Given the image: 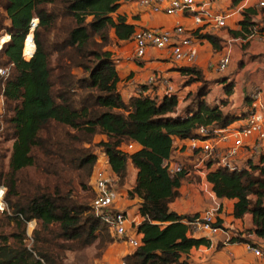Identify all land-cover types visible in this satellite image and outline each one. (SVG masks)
Masks as SVG:
<instances>
[{
  "label": "trees",
  "instance_id": "trees-1",
  "mask_svg": "<svg viewBox=\"0 0 264 264\" xmlns=\"http://www.w3.org/2000/svg\"><path fill=\"white\" fill-rule=\"evenodd\" d=\"M127 1L131 0H0L11 22L6 31L11 40L0 51L8 64L5 68L0 62V68L8 69V74L0 78L5 80V103L13 112L9 122L14 141L10 172L5 178L7 210L2 213L22 234L16 245H0V264H57L64 250L91 245L103 230L109 234L108 225L92 206L95 192L90 184L91 194L79 198L74 194L73 180L66 181V190L56 180L52 191L40 183L25 185L21 177L25 169L38 163L41 150L46 157L43 170L48 175L59 179L65 171H83L78 177L81 183L90 181L99 155L86 145H91L96 135L107 136L99 146L119 177V186L128 181L129 162L137 169L128 195L140 199L138 210L144 219L138 230L143 244L126 254L123 264H186L182 254L209 244L205 237L188 235L189 223L198 214H177L169 209V203L179 196L181 183L190 178L186 165L182 172L170 176L162 162L173 157L174 137H197L201 126L223 128L244 119L252 99L245 97L248 108L240 112L222 110L225 101L208 105L204 96L209 92V81L194 65L180 68L188 77L186 84L199 83L182 108L175 94L158 99L141 93L123 99L116 59L108 46L112 30L118 40H132L137 26L120 11ZM257 8L242 9L239 28L229 29V36L249 41L250 36L262 35L264 18L255 20ZM36 18V51L27 60L23 56L25 40ZM52 33L60 41L50 45L46 35ZM199 37L214 49L221 46V40L212 34ZM53 52L58 54L55 64ZM227 86L230 88V83ZM139 87L142 91L145 86ZM57 128L66 130L59 133ZM129 143H135L136 149L124 152ZM206 180L216 197L236 199L235 218L252 215V232L264 239V154L249 170L219 166L206 174ZM32 220L39 221L41 229L35 231V243L29 249L23 239ZM214 225L222 227L219 219ZM55 238L66 242L56 243ZM105 240L110 242V237L104 236L102 242ZM229 242L248 240L237 235Z\"/></svg>",
  "mask_w": 264,
  "mask_h": 264
},
{
  "label": "crops",
  "instance_id": "crops-1",
  "mask_svg": "<svg viewBox=\"0 0 264 264\" xmlns=\"http://www.w3.org/2000/svg\"><path fill=\"white\" fill-rule=\"evenodd\" d=\"M233 1H214L217 8H229L232 12L228 22L230 29H237L236 24L242 18L240 12L242 8L258 7L255 20H260L264 16V6L259 7L257 5L260 0H240L236 4ZM123 3L120 11L126 15L129 23L137 27H171L175 19H181L185 25L192 23L191 18L185 15L164 19L160 15L139 7L134 0ZM206 33L218 37L221 40V46L214 49L206 39L197 40L199 51L192 63L176 62L167 52L156 49H149L144 57L135 58L133 40L123 41L116 38L115 42L108 46V49L113 52L116 59L120 78L119 88L123 99L128 100L135 95V88L143 85L145 86L142 88L143 94L151 98L161 99L166 95L165 85L162 81H158L154 85L145 84L146 79L151 74L158 73L173 86L174 94L178 97V107L182 108L189 102V95L196 91L199 83L186 84L185 81L188 77L180 73V68L194 65L201 70L204 79L209 81V92L204 96L208 105L212 106L225 101L226 103L222 107L225 112L244 111L248 108L245 97H250L255 89H259L260 101L264 106V34L245 41L240 38H233L227 32L218 31V29L199 34ZM243 44L246 46L243 47ZM224 54L230 56V62L226 70L221 72L217 70L216 62ZM229 83L230 88L227 86ZM238 123L239 121H236L233 125ZM186 143L185 139L174 137L173 156L183 162L194 164L200 159V154L194 155ZM241 154L246 156L244 149ZM196 166L198 167V165ZM128 173V181L134 183L137 169L130 162L128 163ZM192 173L197 175L199 179L184 180L178 190L179 196L169 203V209L177 214H198V218L210 214L215 220H220L222 229L215 234H209L190 227L189 236L205 237L209 240V244L192 247L187 254H182L181 260L185 261L186 264H262L260 259L248 249L247 243L229 242L232 237L238 235L254 246H264V239L252 232V215L247 213L242 218H235L232 212L236 199L216 197L212 185L206 178L199 176L196 171H192ZM189 174L191 175V173ZM139 203L140 199L136 196L133 198L123 196L121 206L128 214L134 216L137 213ZM130 252L129 249H125L122 243H112L105 255V261L99 264H123V257Z\"/></svg>",
  "mask_w": 264,
  "mask_h": 264
},
{
  "label": "built area",
  "instance_id": "built-area-1",
  "mask_svg": "<svg viewBox=\"0 0 264 264\" xmlns=\"http://www.w3.org/2000/svg\"><path fill=\"white\" fill-rule=\"evenodd\" d=\"M134 1L139 7L153 14L160 15L164 19L177 15H185L190 17L192 21V28H187L181 19L173 20L171 27H137L132 37L135 58H142L145 56L147 50L156 49L167 52L176 62L192 63L195 58L194 43L201 39L199 33L225 28L226 18L232 13L229 8L219 9V13H209L206 7L212 6L215 0ZM257 5L263 7L264 1L260 0ZM38 22V19H34L31 23L30 33L33 34L35 50L29 59L34 56L36 51L34 31ZM261 25L264 26V21ZM5 36L9 38L3 40ZM254 36L258 35L255 34L250 37ZM10 40L11 35L8 32L2 34L0 31V51ZM229 62L230 56L228 54L222 55L216 62L217 70L221 72L225 71ZM7 74L8 69L0 68L1 76H7ZM158 81L164 83L166 95L174 94L173 86L167 83L161 74H151L146 79L145 84L154 85ZM141 93V88L137 86L134 94L140 95ZM250 98L252 99V103L247 116L244 119L238 120V124L233 125L232 123L223 128L212 125L201 126L196 130L197 137L185 139L189 150L194 155L200 154L198 162L193 164L194 171L198 172L199 176L206 178V174L210 170L219 166L228 167L231 170L241 168L249 170L251 164L260 163L264 154V109L259 107L260 91L254 90ZM136 147L135 143H129L123 147V151L132 152ZM243 149L246 152L245 157L241 154ZM210 162L211 165L209 166L208 163ZM184 164L183 161L177 159L175 156L170 157V159H164L162 162V166L167 169L170 176L182 172ZM189 173L190 170L187 171V175L190 176ZM89 184L93 192H95L92 206L95 209L96 215L108 225L117 243H122L130 251L140 247L143 241L142 234L138 230V225L144 217L140 215L138 209L137 213L132 216L121 206L123 196L129 197L128 193L132 190L133 183L127 181L123 186H119V177L110 166L109 159L105 153L99 156ZM0 210L3 212L7 210L5 189L2 188H0ZM215 222V218L209 214L202 218H197L189 224L195 230L215 234L222 229L214 225ZM247 247L264 264V246H254L248 242Z\"/></svg>",
  "mask_w": 264,
  "mask_h": 264
},
{
  "label": "rangeland",
  "instance_id": "rangeland-1",
  "mask_svg": "<svg viewBox=\"0 0 264 264\" xmlns=\"http://www.w3.org/2000/svg\"><path fill=\"white\" fill-rule=\"evenodd\" d=\"M124 3H122L123 5ZM144 9V8H143ZM220 8H217L216 5L212 4V6L206 7V10L209 13H219L218 11ZM226 9V8H225ZM226 13L228 11H225ZM229 13V12H228ZM232 14V13H231ZM231 14L226 18V27L222 29H218V31H225L228 33L229 27V19ZM262 14V13H261ZM264 18V16L262 17ZM261 18V19H262ZM37 19V18H36ZM260 19V20H261ZM10 20L7 17L6 11L0 6V31L2 34H5L6 31H9L10 27ZM187 28H192L191 25H185ZM237 29L239 28V24H236ZM236 30V29H235ZM31 37V36H29ZM28 37V39H29ZM111 37L112 39V44L115 42L116 35L115 32L112 30L111 31ZM46 38L49 40V44L53 45L56 42L60 41L59 38L54 37V33L50 35H46ZM27 39V40H28ZM33 41V38H30ZM27 43V41H26ZM36 43V42H35ZM34 44V43H33ZM111 44V45H112ZM195 49H194V54L195 58L198 54L199 51V44L198 41L194 43ZM26 49V46H25ZM34 53V52H33ZM27 54L26 51L23 52V56L25 59L29 60V58L32 56V54ZM222 56V55H221ZM220 56V57H221ZM58 57V54L56 52H53L52 54V59H53V64L56 63V58ZM219 57V58H220ZM218 61V60H217ZM0 62L2 63L3 67L7 68L8 64L5 60V57L0 53ZM215 63V61H214ZM77 71V70H76ZM57 72V70H56ZM78 72V71H77ZM0 188L5 189V194L7 192V185L5 182V178L7 177V173L10 172V158L12 155L13 151V128L11 123L9 122V119L13 112L10 110V106L5 103V98L3 96V83L4 79L0 78ZM259 90V89H255ZM220 103V102H219ZM196 102L192 107L195 108ZM260 108L264 109V106L262 105L260 101ZM52 129L51 131H53ZM66 129L63 128H57V132L63 133ZM107 136L105 135H96L94 138V141L91 145H86L88 149H91L95 151L99 156L103 155V148L99 146V142L102 140H106ZM38 163L33 166H29L27 169L24 170V172L21 174V177L23 178L25 185H31L32 184H43L44 186H47L50 190H54L56 182L59 180L61 183L62 187L66 190L68 189V186L66 184V181L73 180L72 185H73V190L74 194L77 195L79 198H82L84 196H89L91 194V191L89 190V179L84 180V183L82 184L80 179V175L83 173V171H74V172H64V177H60L59 179L56 178L53 175H48L43 168L45 167L46 163V157L43 151L38 152ZM186 165V168L190 170L191 175L188 177L189 179H199L197 175L192 173L195 169H193V164L192 162H184ZM197 163V162H196ZM202 165V164H201ZM131 167V166H130ZM129 167V168H130ZM132 171V169H131ZM57 180V181H56ZM69 183V182H68ZM70 187V186H69ZM91 202V200H90ZM91 205V203H90ZM3 211L0 210V245H16V241L21 238V230L16 226L14 222H10L7 217L2 213ZM55 228V227H54ZM26 232L25 236L23 239L24 245L32 249L35 243L34 239V233L36 230H40V222L37 220H32L28 222L26 225ZM55 231H58L57 228L54 229ZM109 230V229H108ZM16 235H20L17 237ZM110 237V242H107L106 240L102 242L103 237ZM56 243H65L63 239H57L55 238ZM117 242L112 235L111 231L109 230V234L106 230H103L100 233V237L91 245L83 248V249H75L72 250H64V252H61L60 257L58 258V263L57 264H99L104 262L105 255L108 252L109 245L112 243ZM125 249H128L126 246H124Z\"/></svg>",
  "mask_w": 264,
  "mask_h": 264
},
{
  "label": "bare ground",
  "instance_id": "bare-ground-1",
  "mask_svg": "<svg viewBox=\"0 0 264 264\" xmlns=\"http://www.w3.org/2000/svg\"><path fill=\"white\" fill-rule=\"evenodd\" d=\"M29 36H31L33 38V34L32 33H30ZM31 37H29V39L27 38L28 39V40L26 39L27 43H25L26 49L24 50V52L26 51L27 54H31L35 50V45L33 44V41L30 39ZM8 38H9L8 36H5L3 38V40H7Z\"/></svg>",
  "mask_w": 264,
  "mask_h": 264
},
{
  "label": "clouds",
  "instance_id": "clouds-1",
  "mask_svg": "<svg viewBox=\"0 0 264 264\" xmlns=\"http://www.w3.org/2000/svg\"><path fill=\"white\" fill-rule=\"evenodd\" d=\"M25 43H26V40H25ZM25 48V47H24ZM30 60V59H29Z\"/></svg>",
  "mask_w": 264,
  "mask_h": 264
}]
</instances>
